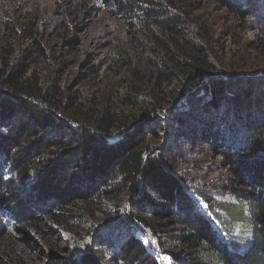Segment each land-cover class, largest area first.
Wrapping results in <instances>:
<instances>
[{"label": "trees", "instance_id": "16d2710c", "mask_svg": "<svg viewBox=\"0 0 264 264\" xmlns=\"http://www.w3.org/2000/svg\"><path fill=\"white\" fill-rule=\"evenodd\" d=\"M105 1L145 57L121 55L131 80L103 99L44 79L37 17L0 24V264H39L40 244L43 264H264V71L224 61L201 0ZM212 2L264 52V0ZM196 152L226 171L221 190L179 169Z\"/></svg>", "mask_w": 264, "mask_h": 264}, {"label": "rangeland", "instance_id": "374dc122", "mask_svg": "<svg viewBox=\"0 0 264 264\" xmlns=\"http://www.w3.org/2000/svg\"><path fill=\"white\" fill-rule=\"evenodd\" d=\"M201 1L204 6L195 11L193 17L201 21L198 28L204 23V27L209 29L210 39L224 61L247 67L246 74L264 71V52L247 45L253 39L252 33L242 30L237 20L229 17L212 0ZM76 11L79 16H72L71 13ZM36 17L42 27L41 32L45 33L43 44L51 54V60L37 66L42 76L46 80L62 77L64 87L73 92L81 91L84 99L93 96L103 99L107 93L125 91L127 80L131 79L117 60L120 61L121 55H130L136 60L145 57L139 43L145 40L141 37V29L117 15L105 0H0V24L3 19H9L24 26L32 20L36 21ZM26 38L21 35L17 40L18 52L30 44ZM143 62L140 64L142 68ZM92 65H97L100 72L93 80L90 78L85 82L84 75L91 71ZM194 147L195 151H199L203 146L195 144ZM196 153L189 164L180 163L179 169L186 168L184 174L196 180L198 185L209 187L211 191L221 190L226 171L220 169L210 156L201 157ZM67 239L68 235L51 229L45 241L49 244L57 241L59 256L63 257L66 247L69 248L65 243ZM34 250L39 264L49 260L46 245L40 244ZM161 259L168 264V258Z\"/></svg>", "mask_w": 264, "mask_h": 264}]
</instances>
